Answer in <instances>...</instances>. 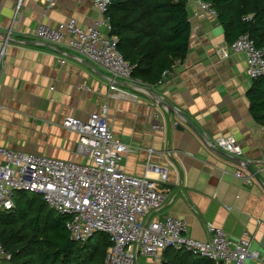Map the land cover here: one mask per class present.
<instances>
[{
    "label": "crops",
    "instance_id": "obj_1",
    "mask_svg": "<svg viewBox=\"0 0 264 264\" xmlns=\"http://www.w3.org/2000/svg\"><path fill=\"white\" fill-rule=\"evenodd\" d=\"M18 1L0 0V52L6 53L0 147L89 163L78 152L79 136L63 123L87 121L107 106L114 137L132 148L123 169L143 177L149 162L168 167L167 180L158 183L167 196L163 215L185 218L196 240L208 239L209 222L231 239L248 232L264 262V126L251 112L246 55L232 51L218 17L203 12L200 0H188L192 30L186 58L157 85L114 82L100 65L67 47L59 55L34 38L41 24L58 28L76 19L81 27L93 25L102 18L93 0H52L51 7L25 0L19 11ZM220 136L234 137L243 156L216 148ZM238 170L253 175V182L236 179ZM142 258L147 264L169 261L166 251L156 258L140 255L139 264Z\"/></svg>",
    "mask_w": 264,
    "mask_h": 264
},
{
    "label": "built area",
    "instance_id": "obj_2",
    "mask_svg": "<svg viewBox=\"0 0 264 264\" xmlns=\"http://www.w3.org/2000/svg\"><path fill=\"white\" fill-rule=\"evenodd\" d=\"M24 1H18V11ZM42 1L50 7L54 5L52 0ZM93 2L102 14L93 25L81 27L76 19L58 28L41 24L34 38L41 44H50L59 55L61 47H67L100 65L114 82H139L133 77L135 66L118 49V38L108 33L111 25L107 12L112 0ZM199 6L203 12L217 16L209 2L200 0ZM231 49L246 55L247 74L252 80L264 77V47H257L249 34L241 35ZM5 55V49L1 50L0 74ZM168 74L165 71L163 78ZM108 113L109 108L104 106L87 121L67 118L63 123L79 136L78 152L89 163L0 147V211L13 209L19 192L42 196L50 208L68 217L66 227L72 240L83 243L97 232L109 236L111 245L105 264H139L140 255L156 258L168 249L182 250L215 264H264L248 232L231 239L222 228L209 222V237L201 241L189 235L185 218L163 215L167 196L159 190L158 183L167 180L168 167L149 162L145 176L129 175L122 165L132 148L114 137ZM214 146L238 158L244 153L232 136L215 138ZM149 153L151 157L154 150ZM234 176L246 184L254 178L240 170ZM6 259L10 255L0 243V264Z\"/></svg>",
    "mask_w": 264,
    "mask_h": 264
},
{
    "label": "trees",
    "instance_id": "obj_3",
    "mask_svg": "<svg viewBox=\"0 0 264 264\" xmlns=\"http://www.w3.org/2000/svg\"><path fill=\"white\" fill-rule=\"evenodd\" d=\"M204 1L217 12L229 44L249 34L264 47V0ZM107 15L110 35L135 66L134 78L157 85L165 71L186 58L192 30L188 0H112ZM248 98L253 117L264 126V77L253 80ZM67 220L42 196L19 192L14 208L0 211V243L10 255L2 264H105L109 236L97 232L83 243L74 241ZM166 256L165 264L212 262L175 249L166 250Z\"/></svg>",
    "mask_w": 264,
    "mask_h": 264
},
{
    "label": "water",
    "instance_id": "obj_4",
    "mask_svg": "<svg viewBox=\"0 0 264 264\" xmlns=\"http://www.w3.org/2000/svg\"><path fill=\"white\" fill-rule=\"evenodd\" d=\"M46 47H48V48H50V49H52V50H54V48L50 45V44H48V43H43ZM162 101V100H161ZM161 104L162 105H164V106H167L168 107V110H169V112H171V113H177V114H179L180 116H183L184 117V114L182 113V112H180L179 110H177L176 108H174L171 104H169L168 102H166V101H162L161 102ZM217 148V147H216ZM225 153V152H224Z\"/></svg>",
    "mask_w": 264,
    "mask_h": 264
},
{
    "label": "rangeland",
    "instance_id": "obj_5",
    "mask_svg": "<svg viewBox=\"0 0 264 264\" xmlns=\"http://www.w3.org/2000/svg\"><path fill=\"white\" fill-rule=\"evenodd\" d=\"M30 194H32V193H30ZM140 264H147L146 263V259L145 258H142L141 261H140Z\"/></svg>",
    "mask_w": 264,
    "mask_h": 264
}]
</instances>
